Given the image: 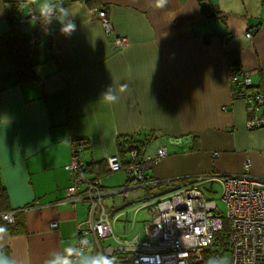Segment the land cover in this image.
Returning <instances> with one entry per match:
<instances>
[{"label":"crops","instance_id":"1","mask_svg":"<svg viewBox=\"0 0 264 264\" xmlns=\"http://www.w3.org/2000/svg\"><path fill=\"white\" fill-rule=\"evenodd\" d=\"M58 2L74 15L70 36L55 20L42 28L40 0H0V37L15 16L36 13L13 30L29 42L33 78L17 81L0 45V182L23 229H4L0 250L19 264H45L51 251L74 243L86 204L58 203L70 179L65 165L73 137L87 139L86 169L118 152L119 137L150 134L146 154L166 147V157L145 166L146 179L155 181L145 187L132 186L123 171L119 181L108 180L107 171L99 175L105 186H129L104 200L123 239L143 238L147 219L135 229L134 217L148 207H133L136 201L165 194L187 178L238 174L249 159L250 174L264 179V127L245 128L248 111L231 96L228 82L235 59L252 85L264 89V0H168L163 8L155 0ZM94 7L106 11L124 47L113 45L91 15ZM110 87L119 97L115 104L103 99ZM188 134L187 144L169 142ZM34 200L40 206L26 208ZM100 242L103 248L113 244L111 238Z\"/></svg>","mask_w":264,"mask_h":264},{"label":"built area","instance_id":"2","mask_svg":"<svg viewBox=\"0 0 264 264\" xmlns=\"http://www.w3.org/2000/svg\"><path fill=\"white\" fill-rule=\"evenodd\" d=\"M90 13L100 22L105 34L113 36L114 46H125V38L114 33L104 9L94 7ZM35 17L32 9L15 16L9 33L28 18ZM228 82L231 96L240 98L248 111L245 128L264 127V89L255 88L249 75L236 70L231 61ZM86 143L84 137L70 140V159L65 165L70 179L64 196L58 201L74 208L86 204L83 218L77 220L74 243L87 240L89 247L114 257L116 264H204L207 249L217 234H223L222 257L227 264H264V179L250 174L249 159L243 162V170L238 174L212 173L187 178L181 186L151 198L144 204L150 216L142 225L143 238L123 239L113 230L104 200L124 192L129 186H105L102 177L88 176L82 154ZM126 146L122 155L116 152L105 158L106 171H123L132 186L145 187L154 183L146 179L144 169L147 164L166 157V147L159 145L153 154H139L133 143L128 142ZM201 180L220 182V198L226 206L224 215H220L216 200L200 186ZM39 206V201L34 200L26 208ZM16 211L1 216L13 222ZM50 226L55 228L57 221H51ZM105 238H111L113 244L103 248L100 241Z\"/></svg>","mask_w":264,"mask_h":264},{"label":"trees","instance_id":"3","mask_svg":"<svg viewBox=\"0 0 264 264\" xmlns=\"http://www.w3.org/2000/svg\"><path fill=\"white\" fill-rule=\"evenodd\" d=\"M14 8V5H12ZM0 45L4 49V55L11 61L13 71L17 81H22L26 79L33 78L32 67L34 64L31 61V47L27 38L21 36H15L13 33L10 34L9 32L4 34L0 37ZM231 64L235 66V69H239L238 62L233 59ZM150 134H145L144 138H137L135 136H125L119 137L117 140V149L118 152L122 155L125 152V147H127V143L131 142L134 144L135 148H137L139 154H146L145 146L146 143L149 141ZM100 166L99 168H97ZM94 171L96 176L105 173V161L102 165L90 164L85 172H92ZM101 177V176H100ZM186 180V179H185ZM15 211L10 209L7 199V194L5 192V188L0 182V228L9 230L11 233H18L22 232V222L20 223L19 219L16 218V212L14 214V221L7 222L2 218V214ZM226 230V224L224 223L223 232ZM222 232V233H223ZM223 234H217L214 238L212 245L207 249L204 264H209V261L223 256L222 247L225 246L223 241Z\"/></svg>","mask_w":264,"mask_h":264},{"label":"clouds","instance_id":"4","mask_svg":"<svg viewBox=\"0 0 264 264\" xmlns=\"http://www.w3.org/2000/svg\"><path fill=\"white\" fill-rule=\"evenodd\" d=\"M168 0H155V7L163 8ZM38 15L43 21L45 30L49 28L55 20L58 22L60 32L65 36H70L76 30V24L70 18L74 15L70 9L62 6L58 0H40ZM103 99L110 104L118 102L119 97L112 87L104 94ZM5 230L0 228V234ZM0 264H19V261L12 256L6 255L0 250ZM45 264H116L115 258L108 257L102 253L92 254L87 240H81L75 243H69L60 250H53L49 253ZM209 264H227L226 258L217 257L209 261Z\"/></svg>","mask_w":264,"mask_h":264},{"label":"rangeland","instance_id":"5","mask_svg":"<svg viewBox=\"0 0 264 264\" xmlns=\"http://www.w3.org/2000/svg\"><path fill=\"white\" fill-rule=\"evenodd\" d=\"M123 172L121 171H118V172H115V173H111V177L108 179V180H113V181H119V179L123 176ZM203 189L206 190L207 192V195L213 199L216 200V203H217V206H218V209L220 211V215H224L225 214V211H226V206L225 204L222 202L221 200V194H222V186L220 184L219 181H212V182H206V184L202 185ZM146 200H139V201H136L134 204H133V207L135 206H140V205H143L145 204ZM131 207V206H130ZM125 208L124 210L122 211H126V210H129V208ZM133 211L131 210V213H129V218L132 220L133 218ZM149 212L147 209H141L139 211V213L137 215H135V219L138 220L135 224V229H138L141 227V222L142 220H145V219H148L149 218ZM127 227L128 229H130L131 227V224L128 223L127 224ZM118 228H122V226H120V223H115L114 224V231L116 232V230ZM119 230V229H118ZM131 233V232H130ZM142 238V236H141ZM226 256H227V253H226Z\"/></svg>","mask_w":264,"mask_h":264},{"label":"water","instance_id":"6","mask_svg":"<svg viewBox=\"0 0 264 264\" xmlns=\"http://www.w3.org/2000/svg\"><path fill=\"white\" fill-rule=\"evenodd\" d=\"M190 139H191V135L188 134L178 138L171 137L169 138V142L174 144H187L190 142Z\"/></svg>","mask_w":264,"mask_h":264}]
</instances>
